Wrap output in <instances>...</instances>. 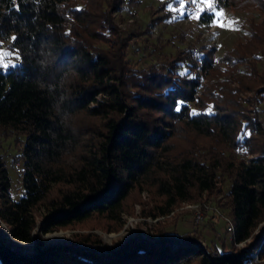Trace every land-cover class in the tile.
<instances>
[{
  "label": "trees",
  "instance_id": "16d2710c",
  "mask_svg": "<svg viewBox=\"0 0 264 264\" xmlns=\"http://www.w3.org/2000/svg\"><path fill=\"white\" fill-rule=\"evenodd\" d=\"M140 1L0 0V49L17 65L0 67V134L17 147L23 189L13 200L0 157V224L36 243L23 258L0 228V264H264V0H212L259 17L222 55L203 46L142 69L117 18ZM182 63L193 77L178 74ZM211 198L230 218L227 250L206 253L194 230L176 236L161 221L119 251L94 233L119 232L137 207L167 222L180 204ZM66 230L79 249L45 250L44 234Z\"/></svg>",
  "mask_w": 264,
  "mask_h": 264
},
{
  "label": "rangeland",
  "instance_id": "374dc122",
  "mask_svg": "<svg viewBox=\"0 0 264 264\" xmlns=\"http://www.w3.org/2000/svg\"><path fill=\"white\" fill-rule=\"evenodd\" d=\"M162 3L167 4L161 12L157 9ZM206 9H209L207 4L193 3L192 0H183L182 4L180 0H141L139 6H125L117 18L122 34L124 36L133 35V42L127 58L131 63H137V68L142 69L147 66L160 65L164 58L174 57L178 53L189 50L194 51L197 58L198 50L203 46L214 47L216 51L214 54L218 57L224 51L232 49L238 42L243 41L247 37L250 23L259 20L257 13L252 10L242 13L231 12L226 9L217 10L213 5V12L218 15H213L212 24H202L198 18ZM165 13H168L170 17L163 21H157ZM2 48L0 52H6ZM241 69L244 67L241 66ZM263 69L264 62L262 61L259 63V70ZM182 73H187L189 77L194 76V73L188 69L187 63L179 65L178 74L182 75ZM258 109L264 124V102L259 105ZM15 148L17 147H13L9 140L4 141L0 134V157L6 161L8 175L13 182L12 198L18 200L23 196V189L18 183L20 178L14 173L11 165V160L14 159L13 166L17 172L19 163L15 158ZM228 188L229 183L226 182L222 187L223 193H226ZM139 213L140 210L137 207L135 216H123V227L117 233L107 234L100 230H96L94 233L100 235L106 245L110 247L114 245L118 250L128 241L133 240L139 230L143 234L152 232L155 235L158 226H160L157 222L161 221L165 225L163 231L176 236L194 230L200 235L201 240L198 242L205 246L206 251L207 246L221 249V246L224 245L226 250L230 248V232L232 230L230 218L225 211L218 208L217 199L211 198L199 204L182 203L166 217L169 218L167 222L163 221L164 218L144 219L139 216ZM177 214L180 215V219L174 218ZM185 214H189V216ZM182 217L186 219L184 220ZM0 228L3 230L2 237L9 239L6 244H9L12 249L18 250L23 256L35 253L36 243L33 240L19 242L10 238L5 224H0ZM75 232L78 231L66 230L46 233L42 239L46 246L49 242H54L53 239L50 241L48 236L62 234L60 242L70 245L71 235ZM258 263L259 261L256 260L255 264Z\"/></svg>",
  "mask_w": 264,
  "mask_h": 264
},
{
  "label": "snow or ice",
  "instance_id": "6c2138e0",
  "mask_svg": "<svg viewBox=\"0 0 264 264\" xmlns=\"http://www.w3.org/2000/svg\"><path fill=\"white\" fill-rule=\"evenodd\" d=\"M181 4L183 3V0H180ZM193 3H205L208 5L209 8V15H218L213 12V5L212 0H192ZM15 39V37H13ZM16 59H19V57H16ZM9 66H11L13 69L17 67L16 63H14L12 59L11 53L6 52H0V67L7 69ZM182 75H187V73H182ZM180 106L178 105L176 108V111L179 112Z\"/></svg>",
  "mask_w": 264,
  "mask_h": 264
},
{
  "label": "water",
  "instance_id": "95a60500",
  "mask_svg": "<svg viewBox=\"0 0 264 264\" xmlns=\"http://www.w3.org/2000/svg\"><path fill=\"white\" fill-rule=\"evenodd\" d=\"M200 246H201V248L203 249V250H205L206 251V248H205V246L203 245V244H201V243H199V242H197ZM59 247H67V248H76V249H79L80 247H73V246H70V245H66V244H64V242L63 243H48L46 246H45V250H47V249H50V248H59ZM82 249H85V250H90L89 248H82ZM119 250H121V248H118V250L117 251H119ZM206 253H207V251H206ZM101 254V253H100ZM101 255H103V256H105V254H101ZM21 256H23V255H21ZM24 257H30L29 255H24L23 256V258Z\"/></svg>",
  "mask_w": 264,
  "mask_h": 264
},
{
  "label": "bare ground",
  "instance_id": "6f19581e",
  "mask_svg": "<svg viewBox=\"0 0 264 264\" xmlns=\"http://www.w3.org/2000/svg\"><path fill=\"white\" fill-rule=\"evenodd\" d=\"M61 238H62V234H56V235L48 236V239L50 241L54 240V242H49V243H62V242H60Z\"/></svg>",
  "mask_w": 264,
  "mask_h": 264
},
{
  "label": "built area",
  "instance_id": "2783aa9c",
  "mask_svg": "<svg viewBox=\"0 0 264 264\" xmlns=\"http://www.w3.org/2000/svg\"><path fill=\"white\" fill-rule=\"evenodd\" d=\"M17 172H19V169L17 168Z\"/></svg>",
  "mask_w": 264,
  "mask_h": 264
}]
</instances>
